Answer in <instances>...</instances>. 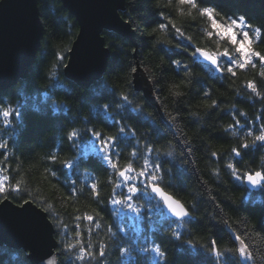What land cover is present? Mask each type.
Here are the masks:
<instances>
[{
    "label": "trees",
    "instance_id": "1",
    "mask_svg": "<svg viewBox=\"0 0 264 264\" xmlns=\"http://www.w3.org/2000/svg\"><path fill=\"white\" fill-rule=\"evenodd\" d=\"M204 2L218 7V23H226L228 17L246 15L249 25L261 28L260 42H256L252 29H247L253 39L251 47L256 52L264 53V0H204ZM49 3L58 10L56 17L47 15L49 14L47 8L45 14L42 13L40 10L43 5L37 2L42 23V43L37 53L41 48L43 50L42 75L41 77L33 76L37 88L40 89L38 102L44 101L43 92L47 90L50 83L55 82L54 78L44 77H47L50 71L57 72V74L65 72L63 67L57 65V60L58 57L63 56L66 64L68 51L65 49L70 48L78 30L75 17L63 6L61 0H49ZM118 11L133 29L134 40L131 41L123 35L119 37L116 43L123 47L119 55L123 70L121 68L114 70L109 64L103 71L104 77L119 91L126 83L125 76L128 73V66L141 68L151 88L149 97L151 106L147 107V110L153 114L156 122L162 123L161 118L167 119L166 114L169 113L172 116L178 115V130L173 128L172 131L176 132L181 143L175 148L177 168L173 170L171 177H166V180H171L173 185L168 190L189 209L193 203L198 209L194 214L199 223L188 224L179 229L184 233L183 239L191 240L192 245L181 244L170 236L164 237L169 260L175 262L178 257L183 256L182 264H214L215 257L206 251L209 242L217 240L222 250L238 247V242L231 239L234 233L241 235L251 245L250 250L256 255V264H264V209L259 208L260 201L264 200V193L248 188L243 176L245 172L260 170V157L264 156V149L245 156L243 162L237 165L241 175L239 181L226 167L229 162H234L230 149L244 136V132L238 130H236L237 135H233L234 129L230 126L233 125L234 119L240 121V124L244 126V131L258 129L261 126L259 117L264 114V99H262L264 97V77L260 73L264 69L258 64L255 69L249 67L247 71L237 70L235 77L227 73L210 75L206 67L201 66L202 62L193 63L190 56L192 49L189 48L187 52L183 50L187 41L171 27L166 32H156L150 35L152 29L157 27V22L167 24V20L163 19L167 16L176 22L185 37L192 38L195 46L213 51L228 48L234 53V49L226 40H220L215 36L208 38L204 35L205 32L213 31L211 21L207 17H201L187 5H179L177 0H124L123 6ZM110 30H101L105 45L113 40ZM158 41H172V45L180 43L182 46L175 48L166 43L162 45ZM161 47L170 49V52L166 55L165 52L160 51ZM172 52L180 54L172 55ZM171 60L181 61V69L177 70L176 66L171 64ZM184 64L189 66L190 75H185ZM220 64L226 65L227 58L221 59ZM38 71L39 65L35 56L27 75L22 78L35 75ZM22 78H19L12 86L3 89L6 95L4 103L0 106H16L21 98L14 93L22 88ZM131 78L133 81V74ZM60 80L64 84L69 83L62 75ZM249 80L257 83L261 96L251 94L245 87ZM88 85H76L71 97L64 94L63 90L56 89L59 94L53 97L71 108L69 115L80 117L81 123L72 126H96L98 129L109 132L98 120L92 119L90 107L84 108L81 105V98L88 95ZM173 85H180L177 90L183 92L184 95L177 97L170 93L169 89ZM205 92L209 93L208 97L204 96ZM140 96H145L141 90L137 93V97ZM212 100L216 101V106H206L210 105ZM158 107L162 114L159 116L157 115ZM238 112L246 115L241 117ZM84 119L91 120L92 123L85 125L82 122ZM61 123L65 124L67 130L69 125L63 120ZM129 123L136 127L135 121H129ZM139 131L145 132V128L141 127ZM115 132L116 129H112L109 134H115ZM185 136L190 141L192 149L190 155L186 150L183 155H180L181 150L185 149L182 143ZM55 137V129H49L42 134L26 133L18 144H13L10 134H3L2 138L8 141L9 146L2 150L4 154L0 155V168L4 169L3 174L9 177L6 183L12 185L20 183L24 189L19 198L12 199L16 193H11L9 199L18 204L22 203L23 199L32 201V196L47 201L52 204L54 212L68 226L65 230L68 233L65 238L68 242L75 243V239H80H74L73 227L78 225L76 230L82 232L85 244L92 241L95 245L97 241L106 239L104 232L97 231L95 228L89 231L90 222L83 217L95 216V212H99L105 221H109L112 219L109 215L112 206L109 203L97 204L92 199L86 186L92 183V180L86 178L89 171L87 168L81 167L76 172L64 169L60 164L54 165L47 160L49 153L57 151ZM172 139V134L169 133L167 140ZM251 139L252 137H248L249 142ZM160 143L165 144L166 141ZM173 143L175 144V141ZM121 147L124 155L120 159V164L123 165L129 159L127 153L130 149L123 145ZM213 151L218 153L216 157L210 156ZM73 154L74 150L67 143L59 153L62 158ZM141 164L142 159L137 161L135 166L139 168ZM166 167L172 168V165L169 164ZM47 168L54 170L56 176L53 177L50 172L46 171ZM110 171V169L108 172L96 170L92 173L93 177H98L101 182V195L105 200L111 191V185L107 183ZM177 171L182 172L180 179L175 178ZM205 181L207 183H204ZM217 204L223 209L222 212L215 208ZM77 216L81 219H75ZM156 227L158 225L154 224L153 228ZM172 227L175 228L176 225ZM128 232L134 237L139 235L136 228L128 229ZM54 237L57 243L55 252L58 264H81L80 261L75 260V251L67 254L60 251L61 236L55 235V230ZM27 255L28 252L22 248L0 243V264H32ZM118 256V253L110 249L103 264H120ZM233 259L239 260V264H245L242 257L233 256ZM147 260L148 264H153L151 254H148ZM87 264H95V262H87ZM141 264H144L143 260Z\"/></svg>",
    "mask_w": 264,
    "mask_h": 264
},
{
    "label": "snow or ice",
    "instance_id": "2",
    "mask_svg": "<svg viewBox=\"0 0 264 264\" xmlns=\"http://www.w3.org/2000/svg\"><path fill=\"white\" fill-rule=\"evenodd\" d=\"M177 2L181 6L187 5L190 9L195 10L201 17H207L211 21L213 31L205 32L204 35L208 38L215 36L220 40H226L234 49V53L228 48L213 51L195 46L192 43V38L185 37L176 22L167 16L163 17L164 20H167V24L157 22V27L152 29V32L149 33L150 35L156 32H166L171 27L187 41L183 46V50L187 52L189 48L192 49L190 56L193 63L202 61L201 66L206 67L210 75L212 73H227L235 77L237 70L247 71L249 67L255 69L258 64L264 69V53L256 52L251 47L253 39L249 31L246 30L251 28L252 33L256 37V42H260L261 28L249 25L246 15L235 18L228 17L226 23H218V7L210 6L211 4L205 3L204 0H177ZM0 5H3V3H0ZM4 7H7V5ZM102 29H110L105 26H98L96 33L97 40L103 42V53L107 54L105 57L106 66L111 64L114 70L115 68L123 70L119 61V55L123 51V47L122 45L118 46L116 43L122 35L110 30L113 40L110 44L105 45L104 40L100 38ZM122 29L127 31L125 25H122ZM237 29L240 31L238 32ZM158 43L162 45L166 43L175 48H181L182 46L180 43L172 45V41H158ZM105 48L108 50L105 51ZM65 50L71 51L70 48ZM160 51L165 52L167 55L170 49L161 47ZM171 54L179 55L180 53L172 52ZM223 58H227V64L222 66L220 60ZM171 64L175 65L177 70L181 69V61L171 60ZM57 65L66 69L69 68L64 63L63 56L58 57ZM137 71V67L129 65L128 73L125 76L126 83L119 91L115 86H112V91L103 90L102 94L98 93L101 99L109 102L102 107L97 105L98 112L105 118L97 116L94 119L98 120L109 132L112 129H116L115 134H109V132L98 129L96 126H72L74 122H69L63 115L55 119L51 118L53 111H58L61 114L65 110L71 111L70 108H67V105L62 108L52 100L54 95L59 94L56 89L63 90L64 94L71 97L72 91L64 90L65 84L60 80L61 75L66 80L74 81L77 86H84L72 79L67 71L59 74L50 71L47 77H44L54 78L55 80L54 86L52 88L47 87V90L43 92L44 101L38 102L40 89L37 88L33 79V76L41 77V73L38 71L35 75L22 78L24 86L14 93V95L21 98L17 101L15 107L11 105L7 107L0 106V155H3L2 150L7 149L9 146L8 141L2 138L5 133L10 134L13 144H18L26 133L42 134L49 129H55L57 151L49 153L47 160L54 165L60 164L64 169L76 172L81 167L87 168L89 171L86 178L92 180V183L86 186L92 199L97 204L109 203L112 206L109 211L112 219L109 221H105L99 212H95V216L86 215L83 217L90 222L89 231L92 228L97 231H103L106 239L97 241L95 245L92 241H88L85 244L82 239V232L76 230L79 226L74 225V239H80H75V243L68 242L65 239L68 235L67 231H65L68 226L54 212L52 204L34 196H32V202L36 204V207L31 206L28 199H23L22 203H19L16 207H13L8 202L11 193H16V196L12 197V199H17L24 189L20 183L15 185L6 183L9 177L4 175V169L0 168V209L14 210L15 217L25 222L34 241V244L30 246H34V252L37 253V258L32 261V264H57V261L51 258V252L40 254L43 238L53 235L54 230L55 235L61 236L59 240V244L62 246L60 251L63 254L75 251V260L80 261L81 264H87V262L103 264L109 255L110 249L119 254L118 260H120V264H141L142 260L144 264H148V254L152 255L153 264H182L183 256L178 257L175 262L169 260L164 237L170 236L181 244L192 245L193 242L191 240L185 241L183 239L184 233L179 229L184 228L188 224L195 225L199 221L194 214L198 210L197 205L193 203L191 209H189L185 203L168 190L173 185L171 180H166V177H171L173 170L177 168L175 148L179 146L181 140L172 129L176 128L178 130V115L166 114L167 119L162 117V123L160 124L156 122L152 113L147 114L151 120L150 123L148 120L140 118V113L144 112L145 107L151 106L149 102L151 93L149 92L147 96L139 97L140 100L144 101L143 104L137 103L134 99L140 88L142 86L146 87V85L142 84V76L136 77L135 83H133L131 77ZM183 71L186 76L191 74L187 64L183 65ZM260 75L264 77V71ZM245 87L251 94L261 96L260 91H258V85L254 80L247 81ZM179 88L180 85H173L169 91L173 95L180 97L184 93L177 90ZM5 95L6 93L3 89H0V105L4 103ZM204 96L208 97L209 93L205 92ZM206 106H216V101L212 100L211 104ZM113 107L121 111H117L113 115L112 111H110ZM133 113H136V115H133ZM157 115H160L159 111H157ZM238 115L243 117L246 114L238 112ZM117 116L120 118L117 119ZM259 119L261 120V126L254 130L244 131V126L240 124L238 119H234L233 125L230 126V128L234 129L233 135H237L236 130L244 132L243 138L239 139V142L230 149L234 162H229L226 166L237 181L241 180L240 170L237 165L243 162L245 156L264 149V114ZM62 120L69 125L67 130L65 124L61 123ZM129 121H135L136 127L130 124ZM91 123L92 121L89 120L85 125ZM141 127L145 128V132L139 131ZM169 133L172 134V140H167ZM248 137H252L250 142ZM161 141H166V143L161 144ZM173 141H175V144ZM65 143L74 150V154L62 158L59 153L63 150ZM182 143L185 145V149L181 150L180 155H183L185 150L190 155L192 149L186 136ZM122 145L130 149L127 153L129 159L123 165L120 164V159L124 155ZM217 155L218 153L215 151L210 153L211 157H216ZM141 159L142 164L137 168L135 166L136 162ZM260 160V170L245 172L243 176L247 185L253 191L259 190L264 193V156H261ZM169 164L172 165V168L166 167ZM109 169L111 171L107 183L111 185V191L105 200L101 195V182L98 177H93L92 173L96 170L108 172ZM46 171L50 172L53 177L56 176V172L51 168H47ZM213 172L215 173L216 170L214 169ZM181 176L182 172L177 171L175 178L180 179ZM204 183H207V181ZM29 196H31V193H29ZM215 208L220 209L221 212L223 211L218 204L215 205ZM259 208L260 210L264 209V200L260 201ZM129 214H131V218L138 225L136 232L139 235L135 237L129 234L126 227L120 226L123 217ZM212 218L215 219V217ZM75 219L79 220L81 217L77 216ZM221 222L224 221L221 220ZM154 224L158 225V227L153 228ZM139 225H142V227H139ZM165 225L167 226L166 228ZM173 225H176V227H172ZM253 227L255 228V226ZM257 234L260 235L261 233ZM231 239L238 242L239 246L222 250L220 242L217 240L209 242L206 251L215 257L214 264H239V260H234L233 256L242 257L245 264H248V262L256 264V255L250 250L251 245L241 235L233 233Z\"/></svg>",
    "mask_w": 264,
    "mask_h": 264
},
{
    "label": "water",
    "instance_id": "3",
    "mask_svg": "<svg viewBox=\"0 0 264 264\" xmlns=\"http://www.w3.org/2000/svg\"><path fill=\"white\" fill-rule=\"evenodd\" d=\"M61 2L75 17L78 25L70 46L71 51H68L66 64L69 68H64V71L78 83L88 85L106 67L107 54L103 53V42L96 38L98 26L108 27L131 41L134 40L133 29L118 11L124 0H61ZM0 3H4V0H0ZM6 4L7 7L0 5V89L12 86L19 78L27 75L42 35V23L36 0H6ZM122 25L126 26L127 31H123ZM100 38L104 40L101 31ZM107 50L105 48V51ZM137 69V73L133 74V83L136 77L142 76V84L146 87L142 86L140 90L147 96L151 91L148 79L141 68ZM158 111L162 115L159 107ZM244 182L247 185L245 178ZM247 187L252 189L248 185ZM8 202L13 207L18 205L10 199ZM30 203L36 207L35 203L32 201ZM0 243L26 250L31 262L37 258L34 246H30L34 244L33 237L25 222L15 217L14 210L0 209ZM56 245L53 232V235L43 238L40 254L51 252V258L57 261Z\"/></svg>",
    "mask_w": 264,
    "mask_h": 264
},
{
    "label": "clouds",
    "instance_id": "4",
    "mask_svg": "<svg viewBox=\"0 0 264 264\" xmlns=\"http://www.w3.org/2000/svg\"><path fill=\"white\" fill-rule=\"evenodd\" d=\"M39 2L43 5L42 9L40 10L42 13L45 14V9H48V13L47 15H51L53 17L57 16L58 10L53 8L50 3L49 0H36V3ZM6 0H4L3 6H6ZM243 16V15H240ZM43 56V50L41 48V50L37 53L36 55V61L37 64L39 65V71L41 73V57ZM42 75V73H41ZM68 84H65V91H73L75 85L74 81L68 80ZM22 87L24 86V83H22L21 85ZM54 86L53 83H50L49 87L52 88ZM15 87V86H13ZM103 90H108V91H112V86L109 84V82L105 79L103 72L99 74V76L93 80L88 86H87V92L88 95L86 97L81 98V105L84 108H88L90 107L91 110V117L92 119L96 118L97 116H101V118H105L102 116L101 113L98 112L97 110V105L99 106H103L104 104L108 103V100H104L100 98L99 94H102ZM99 93V94H98ZM134 99L137 101V103L139 104H143L144 102L142 100L139 99V97H134ZM52 100L54 103L60 105V107H65V105H67L66 103H64L63 101L58 102L57 99L55 97H52ZM67 108H70L67 105ZM71 109V108H70ZM110 111H112L113 115L116 114L117 111H121L120 109L113 107L112 109H110ZM71 111L65 110L63 112V114H61L58 111H53L51 113V118L55 119L58 116L63 115L69 122H74V125H77L79 123H81L80 117L77 116H71L69 115ZM148 113H151L147 110V107H145L144 112L140 113V118L142 120H148V122L150 123L151 120L148 117ZM133 115H136V113H133ZM117 119H119L120 117L117 116ZM87 121H89L88 119H84L82 122L85 124Z\"/></svg>",
    "mask_w": 264,
    "mask_h": 264
},
{
    "label": "rangeland",
    "instance_id": "5",
    "mask_svg": "<svg viewBox=\"0 0 264 264\" xmlns=\"http://www.w3.org/2000/svg\"><path fill=\"white\" fill-rule=\"evenodd\" d=\"M237 31L239 32L240 30L237 29ZM238 38H242V37H238ZM121 227H126L127 230H128V229H131V228L135 229V228L138 227V225H137L136 221L131 218V214H129L128 216L123 217V219L121 220Z\"/></svg>",
    "mask_w": 264,
    "mask_h": 264
}]
</instances>
